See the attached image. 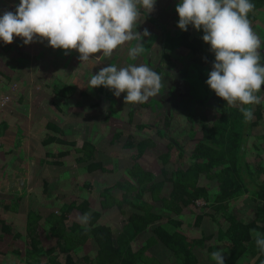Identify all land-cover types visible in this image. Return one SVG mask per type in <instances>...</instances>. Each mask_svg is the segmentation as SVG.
<instances>
[{
  "label": "trees",
  "instance_id": "trees-1",
  "mask_svg": "<svg viewBox=\"0 0 264 264\" xmlns=\"http://www.w3.org/2000/svg\"><path fill=\"white\" fill-rule=\"evenodd\" d=\"M251 2L255 8L248 14V19L256 20L255 12L264 7V0ZM175 15L179 21L178 13ZM155 26L161 32V56L167 57L173 51L187 49L194 56L193 62L200 66L199 79L203 84L215 60L210 45L202 39L203 31L195 35L191 25L187 31L176 28L177 25L173 26L175 29L172 25ZM146 38L155 40V30ZM163 68V63H160L155 70L161 74ZM99 89L101 106L109 109L113 91L104 86H99ZM261 91L264 92V89ZM75 92V87L67 83L57 82L54 88L55 94L66 97ZM211 98L215 103V114L202 113L199 116L201 136L190 152L176 136L169 135L167 150L160 154L163 164L171 162L173 153H177V160L187 161V164L170 170L163 168L162 180H158L156 174L144 168L139 161L154 142L149 138L139 139L136 143L134 138L128 139L127 143L135 146L137 153L132 164L125 168L127 176L113 187H105L100 194L102 210L117 207L123 216L119 229L100 222L102 212L92 210L87 200H74L48 214L31 210L27 219L30 248L26 252V264H42V261L46 264H166L167 261L154 251L155 247L166 250L170 264H205L204 259L207 264H215L210 254L220 249L225 250L222 253L225 264H264V254L256 248L249 231L255 228L264 232V143L261 146L253 143L256 149L263 151L258 154L260 161L253 164L248 159L249 139L263 119L264 101L259 105L237 103L230 106L214 91ZM148 104L143 103L144 106ZM242 106L253 109L254 119L251 122H245L239 110ZM132 111L131 114H134ZM188 116L195 120L193 114ZM166 124L170 125V118ZM48 128L53 133L46 136L44 145L51 142L73 145L78 153L77 161L85 163L88 172L110 169L96 158L97 148L93 142L86 139L68 141L60 137L58 134H65V131L53 122L48 123ZM120 135V132L116 133L115 140ZM258 136L264 140V132ZM202 179L209 182L202 183ZM113 188H119L121 193L116 195ZM245 193L250 194L256 204L251 219H245L232 209L234 200ZM200 198L206 200L210 210L195 215L199 232L184 229L178 216L191 210ZM74 209L82 213L90 212L88 231L77 221L69 219L68 215ZM165 212L170 213L168 223L161 222L166 218ZM205 217L214 224V231L204 230ZM1 223L4 231L10 230L5 221ZM148 231H152L151 235L142 246L135 248L134 241ZM44 234L49 236L50 241L53 240L48 248ZM84 249L86 252L81 255Z\"/></svg>",
  "mask_w": 264,
  "mask_h": 264
},
{
  "label": "rangeland",
  "instance_id": "rangeland-1",
  "mask_svg": "<svg viewBox=\"0 0 264 264\" xmlns=\"http://www.w3.org/2000/svg\"><path fill=\"white\" fill-rule=\"evenodd\" d=\"M3 1L5 0H0V15L5 10L14 12L15 6L20 2L18 0L12 7H8ZM179 2L180 0H156L154 11L146 13V10H142L136 31L142 37L141 42L146 43L144 45L146 49L136 59H132L129 55L130 47H134L137 43L135 40L120 45L111 56L96 53L93 58L84 62L79 60L80 54L77 50L53 49L46 39L28 45L23 44V38L16 36L13 37L11 44L0 40V133L4 121L7 124H19L21 121L23 129L27 131L28 118H31L37 124L36 136L41 139L53 133L48 128V123L53 122L65 131V134H58L60 137H65L68 141L86 139L93 142L97 148L96 158L110 168L108 171L88 172L87 165L77 161L78 153L73 145L56 142L48 146L50 149L46 147L48 154L46 152L44 156V152L41 153L44 167L49 160V163L65 161L63 165L49 164L46 167L50 170L45 174H36V182L51 181V186L47 185L49 190L46 194H49V200L56 203L55 208L60 207L63 202L87 200L92 210L102 212L100 222L111 224L115 230L119 229L123 216L117 207L102 210L100 194L105 187H113L117 181L127 176L125 168L132 164L133 156L137 153L136 147L127 143L130 138H134L135 143L142 138H149L154 142L153 147L147 149L139 161L144 168L154 172L158 180L164 179L163 168L170 170L187 164V161L177 160V153H173L171 162L167 165L163 164L160 154L167 150L171 137L169 135L176 136L190 152L201 136L199 116L202 113L213 115L216 109L211 98L213 90L206 83L208 77L205 78L203 85L199 79L200 66L193 62L194 56L190 51L181 48L171 52L170 56H161L159 49L161 32L155 28V25H172V27L177 25L175 14ZM255 15L256 20L249 19V22L253 31L264 42V7L256 11ZM145 29L148 33L155 30V40L151 41L150 38H146L148 36L143 35ZM191 29L195 35H200L203 31L202 29L197 31L193 26ZM66 51H68L67 55ZM160 63L164 65L160 74L164 87L159 95L144 102L149 103L145 106L143 103L125 104L126 93H121L119 97L112 95L109 109H105L101 106L99 87L92 89L87 87L91 74L98 73L101 68L109 64L119 67H126L128 64H146L157 72L155 69ZM57 82L72 85L76 92L69 97L55 94L54 88ZM262 88L264 89V85ZM260 93L264 97V92ZM97 102L99 103L96 104ZM132 110L134 114H131ZM189 114H193L195 120L192 121ZM168 118H170L169 126L166 124ZM141 124L148 126L141 127ZM254 131L248 143V159L256 164L260 161L258 154H262L263 151L256 149L253 143L259 146L264 143L263 138L258 136L264 132V116ZM118 132L121 135L115 140ZM208 182L202 179V183ZM113 192L119 195L121 190L113 188ZM36 194L40 195L41 189H37ZM16 207L17 205L11 201V208ZM255 207L252 196L246 193L235 199L232 205L233 211L245 219L254 217ZM209 210L206 200L200 198L191 210L178 217L184 229L199 232V227L195 224V215L207 213ZM167 213H164L166 218L161 221L162 223H168L167 218L170 217V213ZM82 214L84 213L76 210L72 213V219ZM203 225L205 231L215 230L214 224L208 217L204 218ZM151 233L152 231H148L135 240V248L142 246ZM23 239L8 238L3 241L4 246L0 244V264H12L17 261L20 255L8 254L7 246H16L24 250L26 241ZM4 247L5 250L1 252ZM153 249L167 261L166 264H170L165 249L161 247ZM85 252L86 249L80 254L83 255ZM203 262L207 264L205 259ZM17 264L25 263L17 262Z\"/></svg>",
  "mask_w": 264,
  "mask_h": 264
},
{
  "label": "clouds",
  "instance_id": "clouds-1",
  "mask_svg": "<svg viewBox=\"0 0 264 264\" xmlns=\"http://www.w3.org/2000/svg\"><path fill=\"white\" fill-rule=\"evenodd\" d=\"M156 0H20L15 11L0 15V40L13 37L23 44L47 40L53 49L77 50L81 62L102 53L111 56L120 45L137 41L129 55L136 59L145 52L142 37L136 31L142 10L154 11ZM255 8L251 0H180L176 6L177 27L187 31L193 26L203 30L202 39L215 54L207 85L230 106L259 105L264 85V42L253 31L248 14ZM144 36L149 33L145 29ZM68 54V51L65 52ZM104 86L113 95L124 96L125 104H140L156 97L164 87L162 76L146 64L119 67L109 64L87 81L89 89ZM245 122L254 119L251 107H240ZM90 213L77 217L89 230ZM255 246L264 254V232L250 229ZM225 250L213 251L215 264H225Z\"/></svg>",
  "mask_w": 264,
  "mask_h": 264
},
{
  "label": "crops",
  "instance_id": "crops-1",
  "mask_svg": "<svg viewBox=\"0 0 264 264\" xmlns=\"http://www.w3.org/2000/svg\"><path fill=\"white\" fill-rule=\"evenodd\" d=\"M3 2L5 6L12 7L14 2H18V0H5ZM19 124H21V121ZM19 124H7L4 121L1 124L2 130L0 133V244H3V241L8 238L15 240L18 237H22V239L25 238L23 241H26L24 250L16 246H10L11 248L9 245L7 246L8 254L20 255L17 261L13 260L14 263L12 264H17V262L26 264V252L30 248L27 238V219L29 212L35 210L48 214L52 211L60 210L66 204L63 202L60 204V207L55 208L56 203L49 200V194H46L49 190L47 185L49 184L51 186V181L43 180L36 182V174H45L47 170H50L49 167H46L49 164L53 165L55 163V165H63L65 163V161L61 160L49 163V160L45 167L42 165L41 158L43 155L41 153L44 152V156L46 152L48 154V146L56 144V142L44 145L43 141L46 137L44 136L39 139L36 136L35 130L37 124L31 118H28L27 131L23 129V124L20 126ZM39 165H42L43 168L42 166L39 167ZM37 189H41L40 195L36 194ZM11 201L17 205L15 209L11 208ZM76 210L78 209H74L68 215L70 220L77 221L78 216L72 219V213ZM1 221H5L10 226V230L4 231ZM44 235L46 237V248H48L51 246L53 240L50 241L49 236L47 234ZM12 240L10 241L11 244H13ZM4 250L5 247L1 252Z\"/></svg>",
  "mask_w": 264,
  "mask_h": 264
}]
</instances>
